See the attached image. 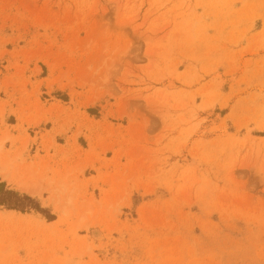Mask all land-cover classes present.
I'll return each mask as SVG.
<instances>
[{
	"label": "rangeland",
	"instance_id": "rangeland-1",
	"mask_svg": "<svg viewBox=\"0 0 264 264\" xmlns=\"http://www.w3.org/2000/svg\"><path fill=\"white\" fill-rule=\"evenodd\" d=\"M0 264H264V0H0Z\"/></svg>",
	"mask_w": 264,
	"mask_h": 264
},
{
	"label": "trees",
	"instance_id": "trees-1",
	"mask_svg": "<svg viewBox=\"0 0 264 264\" xmlns=\"http://www.w3.org/2000/svg\"><path fill=\"white\" fill-rule=\"evenodd\" d=\"M24 200L28 201L29 203H33L29 198H24ZM13 208H19L20 209L19 206H13Z\"/></svg>",
	"mask_w": 264,
	"mask_h": 264
}]
</instances>
